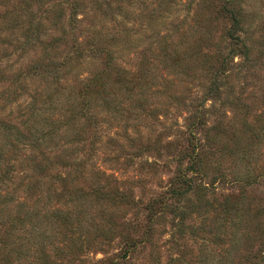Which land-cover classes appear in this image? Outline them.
I'll use <instances>...</instances> for the list:
<instances>
[{"label":"trees","instance_id":"trees-1","mask_svg":"<svg viewBox=\"0 0 264 264\" xmlns=\"http://www.w3.org/2000/svg\"><path fill=\"white\" fill-rule=\"evenodd\" d=\"M82 1L21 0L19 7L0 14V210L15 205L11 216H0V264H129L135 253L153 246L157 226L165 219L179 238L186 233L199 237V227L186 221L189 215L208 212L215 214L216 224L212 235L209 231L211 239L207 237L210 244L225 242L220 228L227 225L235 231L226 239L229 247L222 256L205 248L195 264H264V203H246L243 194L264 173L249 169L235 176L234 183L243 190L217 201L208 198L203 183L211 158L248 154L250 147L239 146L237 140L234 152H226L231 136L258 143L263 134V129L254 128L257 120L249 124L241 119L234 130L220 119L208 124L207 100H217L221 107L228 103L236 113L245 111L239 98L220 91L223 85L228 89L222 70L230 52L205 58H212L218 68L213 64L206 68L205 93L186 108L184 129L178 134L182 144L173 141L165 146L172 149L175 165L169 186L145 201L136 199L125 180L99 165L102 132L108 130L102 122L109 123L111 117L121 122L125 113L140 109L146 100L142 91L154 77L144 71V60L137 70L118 65L114 49L100 33L77 41L74 31ZM236 2L224 0L219 12L230 20L225 37L230 44L241 45L246 56L248 48L238 35L242 23ZM13 55L15 68L8 63ZM89 61L97 62L96 70L78 75L75 69ZM31 83L39 86L28 90ZM123 101L130 102L127 111ZM215 112L220 115L218 109ZM121 138L129 153L104 152L101 163L128 169L155 143L128 132ZM148 164L155 167V162ZM116 238L119 252L107 256ZM91 249L104 257H85ZM236 249L241 251L238 256Z\"/></svg>","mask_w":264,"mask_h":264},{"label":"rangeland","instance_id":"rangeland-1","mask_svg":"<svg viewBox=\"0 0 264 264\" xmlns=\"http://www.w3.org/2000/svg\"><path fill=\"white\" fill-rule=\"evenodd\" d=\"M92 1L94 5L90 0L82 1V10L77 15L79 22L76 23L74 31L77 33V41L83 42L92 34L100 33L105 36V43L114 49L118 65L137 70L140 61L144 60V71L154 77L149 86L142 91L146 95V100L140 109L125 113L121 122L114 117L109 119V123L102 122L108 130L102 132L103 146L99 148L98 162L101 168L119 180H125L126 186L132 189L136 199L145 201L165 190L175 170L170 155L172 149L165 146L173 141L182 144V138L178 134L184 129L186 108L193 103L194 97L200 98L204 95L207 87L206 68L211 67V64L215 69L218 68L212 58H208L209 60L205 58L219 53L225 57L230 52L222 70L227 76L228 89L223 85L220 91L229 98H239L240 103L245 106V111L236 113L230 109L228 103L221 107L219 106L221 102L207 100L205 109L208 110L206 117L208 124L220 119L223 126L234 130L241 119L249 124L257 120L259 122L254 128L257 126L263 129V134L258 143L248 141L246 138L234 139V136H231L229 138L231 140L225 142L226 152H234L233 140H237L239 146L250 147L249 151H246L248 154L244 157L231 153V156L211 158L207 162L208 175L203 183L208 186V198L213 197L217 201L220 200V196L235 195L243 190L240 183L239 185L234 183L235 176L242 175L249 169H253L255 173H264V0L236 2L242 23L238 35L248 48L246 56H243L244 49L241 45H232L225 37L230 20L219 12L224 0ZM20 2L21 0H0V14L5 9L19 7ZM50 5L51 3L47 1L45 7ZM231 50L235 54L232 55ZM8 63L13 64L14 68L17 66L15 55L10 57ZM96 65V61H89L75 70L78 75L85 77L96 70L94 69ZM38 86L31 83L27 88L30 90ZM221 99L223 101L222 94ZM128 103L130 102L123 103L125 111L129 108ZM215 109H218L220 115H217ZM108 124H111V127ZM123 125L126 127L120 130ZM125 132L134 137L140 136L142 141L149 139L155 143L140 153L139 157L134 159L135 164L128 169L124 170V167L116 169L113 163L108 161L101 163L104 152L112 156L129 153V148L124 146L121 138ZM122 144L123 149L120 148ZM240 158H243V161H240ZM152 162H155V167H149L148 163ZM255 183L243 192L246 203L251 205L260 200L264 203V175ZM27 204L30 207L32 201ZM14 206L12 203L2 207L0 216H11L15 210ZM123 211L124 209H121L119 212ZM126 213L130 218L131 214ZM203 214L189 215L186 221V224L199 227L197 233L199 237L186 233L183 238H179L176 232L172 234L169 219H165L157 226L153 246H146L135 253L129 264H195L198 258L202 257L205 248L212 251L214 249L222 256L224 250L229 247L226 239L235 228L227 225L226 228H220L218 232L225 242L214 246L208 242V238L209 231H212L211 235L214 233L216 224L212 219L215 214L212 212ZM255 246L256 242L252 243L250 249L252 253ZM120 247L119 240L114 239L107 249V256L116 255ZM92 251L95 249L88 251L85 257L91 260L104 257L102 253ZM240 252L238 250L236 255L238 256ZM182 253L185 256L177 262ZM240 261L241 259H236V263Z\"/></svg>","mask_w":264,"mask_h":264}]
</instances>
